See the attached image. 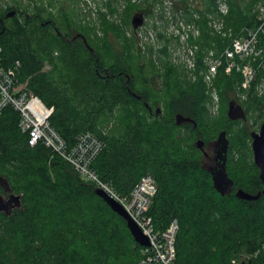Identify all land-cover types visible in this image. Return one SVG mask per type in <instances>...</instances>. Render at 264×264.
<instances>
[{
    "label": "trees",
    "instance_id": "1",
    "mask_svg": "<svg viewBox=\"0 0 264 264\" xmlns=\"http://www.w3.org/2000/svg\"><path fill=\"white\" fill-rule=\"evenodd\" d=\"M228 1L230 13L226 20L232 28L237 30L256 24L251 17V11L258 0ZM181 2L185 6L182 11L186 12L185 16L189 21L193 18L188 11L192 3ZM214 3L215 0H206L204 5L203 2L200 3L204 10H201L199 24L206 46L208 41L212 43L215 39L210 35L209 13L206 12L214 8ZM17 4L19 3L14 2L6 7L0 5V46L3 49L0 55L1 65L11 67L17 61L20 62L18 85H25L28 92L39 97L50 109L49 122L69 148L85 132L93 133L104 142V150L93 163V169L104 181L111 183L119 194L130 195L144 176L151 175L155 178L158 192L153 198L149 216L158 232L166 231L174 220L178 221L176 264H232L233 259L240 258L243 254L250 255L264 244V195L257 201L240 200L234 195V191L229 196H222L215 190L211 174L202 169L201 164L197 174V170H193L188 163H180L175 157H171L169 149L158 156L150 148L139 147L129 141V138L109 136L105 132L106 128L102 126L104 120L101 118L114 111L117 104L125 107L132 103L151 112L149 101L151 98L154 101L160 98L151 97L149 86L144 82L139 84L142 92L135 88V78L124 72L125 70L101 67V60L94 48L91 52L81 38L72 40L81 34L78 30L70 39L59 31L62 23L59 22V15L48 16L46 21L43 19L48 12L44 3L40 5V2L33 0L30 10H22ZM11 11H16L24 19L19 29L12 27V20L17 14L7 17ZM138 11L147 14L146 10ZM38 21L42 29L49 25L54 26L56 40L66 45L61 50L53 43L60 54L64 53L66 47L71 46L75 47L74 50L89 53L93 61V77L103 84L96 93L97 99L90 93H85V100L88 101H84L70 80L64 79L54 70L45 69L47 55L32 46L22 32L24 27H30ZM104 27L106 33L110 34L112 29L108 24ZM89 46L92 48L90 44ZM165 65V76L169 81L166 82V87L171 92L169 84L173 80L180 82L182 72L173 65ZM221 79L232 83L239 81V76L226 77L220 73L218 84ZM117 83L118 90L111 93L109 98L108 92ZM194 85L195 95L183 90L182 86L176 90L179 97L182 94L193 96L190 103L173 98L167 109H176L177 112L193 118L197 123L196 129L192 124L182 126L189 125L198 131L199 119L204 115L201 113L206 110L207 97L203 83L199 81ZM131 92L137 97H133ZM168 92L169 90L167 94ZM246 105L248 107L244 110L245 113L251 109L261 116L264 115V96L261 99L250 97ZM19 121V114L12 107H8L0 116V177L6 178L12 192L22 197V207L15 209L11 217L0 212V229L3 232L0 236V264L20 263L17 259L24 252L32 256L27 264H77L80 254L72 246L73 241L88 243L94 249L95 264H124L123 257L117 255L120 247L129 238L135 241L126 221L96 194L97 187L94 184L82 181L81 176L65 159L43 144L31 147L28 134L21 131ZM176 126L178 127L177 124ZM229 154L230 147L228 156ZM259 184L264 186L260 179V170ZM241 189L252 194L261 191H257V187L252 185ZM1 191L3 189L0 185V193ZM84 199L93 203L95 217L91 215L85 219L75 218L78 203L83 204L80 205L82 211L88 209L84 202H80ZM42 217L65 218V239L54 238L61 231L59 227L53 229L49 225L52 235H45V240L41 241L38 226ZM19 243L25 244L21 246ZM136 244L140 253L137 264H140L143 247L137 242Z\"/></svg>",
    "mask_w": 264,
    "mask_h": 264
},
{
    "label": "rangeland",
    "instance_id": "2",
    "mask_svg": "<svg viewBox=\"0 0 264 264\" xmlns=\"http://www.w3.org/2000/svg\"><path fill=\"white\" fill-rule=\"evenodd\" d=\"M32 1L33 0H0V5L6 7L8 5H13L14 2H18L19 4L17 5H19L20 9L30 10ZM34 1L40 2V5L44 3L45 9L48 11L43 18L45 21L48 20V16L55 17L59 15V22H62L59 31L62 35L71 39L77 32L76 30L83 34L101 60V67L109 70L112 67L125 70L124 72H127L128 75L135 78V88L142 92L139 84L144 82L149 86V95L151 97L155 96L160 98L158 100L156 98V101L151 98L149 101L151 112L141 108V106H135L132 103L125 107L120 103L117 104L114 111L108 112V115H104V117L101 118L104 120L105 124L102 126L106 128L105 132L109 136L129 138V141L135 143L137 146L148 147L152 152L157 153L158 156L165 154L166 149H169L171 157H175L180 163H188L193 170H197L198 174V166L201 164L202 153L194 146V143L198 140L199 133L205 142H210L217 139L222 131H226L230 142L228 172L230 177L235 181V187L241 189L244 188V186L252 185L257 187V191L264 189V186L259 184V170L254 162L252 150L253 140L251 137V133L260 132L261 126L264 123V115L261 116L251 109L245 113V120L231 121L227 115L231 100H237L239 105H244V110L248 107L246 103L250 96L246 100L243 98L240 100L237 96L240 95L238 94L240 90L239 87L243 89L239 81L231 83L221 79V83L218 84L219 78L217 79L216 91L218 110L216 112L211 110L213 105L211 93L208 94L205 91L207 97V102L205 103L206 110L201 113L204 115L199 119L198 131L192 129L189 125L177 127L175 124V117L177 114L181 113L177 112L176 109H167V105L170 104L169 102L173 100V98L177 100L180 99L185 103H190L192 99H194L193 96L188 95V98L187 95L184 94L179 97L176 90H178L180 86H182L183 90L192 92L193 95L196 94L193 86H195L194 84L197 82H193L189 79V73L184 67L177 66V69L182 72L181 80L180 82H176L175 80L171 81L169 84L171 92L170 89L166 87V82L169 81L165 76V64L173 65L175 60L174 51H178L179 43H181L177 36L179 30L184 27L182 23H185L184 20L180 18L181 12L185 14L183 11H179L185 7L182 5L181 1L192 3L193 0ZM198 1L203 2V5L206 2V0ZM258 2H260V0L252 7L251 17H253V22L256 21L255 8ZM213 6L214 8L212 10L209 12L206 11L209 13L210 18L213 12L217 13V0H215ZM202 9L204 10V6H202ZM138 10H146L147 16L144 14L145 22L143 27L135 30L132 26V19L135 13L140 12ZM188 11L190 12V10ZM228 15H219L222 21L221 23L225 24L224 27L227 29L232 28L226 20ZM214 19L217 20L218 17L216 16ZM23 20V17L17 14L15 19L12 20V27L15 28L16 26V28H18L21 26L20 24ZM106 24L112 29L110 34L106 33V28L104 27ZM216 24H218L216 21H212L211 27L218 35L215 29ZM253 26H255V24ZM24 28L22 32L23 35L29 39L28 42L47 55L45 59V69L54 70L55 73L58 75L60 74L64 79L70 80L76 87L75 91H77V93L79 92V96L84 101H88L85 100V93H90L97 99L96 93L101 90L103 84L93 77L95 75L93 61L89 57L88 52L79 49L74 50L75 47L71 46V48L66 47L64 53L60 54L61 52L58 50H62L66 45L59 43L58 39L56 40L57 36L53 25L43 27V29L45 28V30H43L38 21L33 23L32 26ZM234 30L236 31V29ZM210 35L214 36L215 39L212 43L208 41V46L214 45L221 40L212 32H210ZM221 41H223V39ZM200 42L201 49L199 55L203 57L209 49L205 45L206 43L203 39ZM53 43L59 49H56ZM154 43L160 46L155 48L153 46ZM142 44L144 47H142ZM78 46L81 47V45ZM185 47L187 48L188 46ZM139 53H141V55ZM162 62H165V64ZM233 75L237 76L236 73H233ZM23 86L25 87V85ZM118 86L119 83L116 84V87H114L111 92H108L109 98H111V93L113 94L116 89L118 90ZM167 90L172 94L169 92L167 94ZM258 94L264 96L262 93L258 92ZM129 102L131 101L129 100ZM123 103H125V101ZM130 106H133L134 109ZM158 109L160 110L159 114L156 113ZM201 177L204 179L203 174H201ZM82 181L85 182L83 178ZM1 193L3 192L1 191ZM80 202H84L85 208L88 209L82 211L80 205L83 204L78 203V211L75 212V218L80 217L85 219L90 218L91 215L94 217L96 216V211H93V203H91L89 199H84ZM49 225L53 229L59 227L58 229L61 231L60 235L54 236V238L65 239V218L42 217L41 220H39L38 226L41 241L45 240V235H48V237L52 235ZM2 235L3 232H1L0 229V236ZM23 244L25 243H19L18 245L22 246ZM136 245V242L129 238L125 244L120 247L121 249L117 255L123 257L124 264H137L140 260V253ZM72 246H75L79 250L80 256L78 257L77 264H95L94 249H92L88 243H74L73 241ZM248 256L249 254H243L240 258L235 259L246 261V259H242V257L246 258ZM31 258V255L24 252L22 256L17 259L21 261L17 264H27Z\"/></svg>",
    "mask_w": 264,
    "mask_h": 264
},
{
    "label": "built area",
    "instance_id": "3",
    "mask_svg": "<svg viewBox=\"0 0 264 264\" xmlns=\"http://www.w3.org/2000/svg\"><path fill=\"white\" fill-rule=\"evenodd\" d=\"M200 3L201 1L193 0L189 14L193 18L189 21L185 16L186 12L184 10L185 14L181 12L180 18L185 23H182L184 27L177 35L181 43L178 42V51H174L173 65L184 67L193 82L199 80L203 83L206 92L211 93L213 98L211 110L216 112L218 110L216 81L220 73L226 77L236 73L240 77L239 83L243 89L239 87L238 94L241 99L246 100L254 90L264 92V0H260L255 8V26H243L236 31L224 27L225 24L221 23L219 17L229 14L228 0H217V13L211 14V18L208 16V27L210 32L217 35L211 27L212 21H216L217 37L223 41L219 39L220 41L214 45L207 46L209 50L203 57L199 55L202 40L199 24L202 10ZM216 16L217 20L214 19ZM153 46L156 48L160 45L154 43ZM2 51L0 46V55ZM20 67L18 61L11 67H3L0 62V116L8 107H12L19 114V127L23 133L28 134V143L31 147L43 144L65 159L86 182L94 184L97 189L123 206L150 241L149 247H143V259L140 264H176L178 221L174 220L166 231L158 232L148 213L158 192L155 178L151 175L144 176L130 195L119 194L111 183L104 181L93 169V163L104 150V142L93 133L85 132L79 135L76 143L69 148L49 122L50 109L23 85H18L17 73ZM242 259L246 261L234 259L232 264H264V244Z\"/></svg>",
    "mask_w": 264,
    "mask_h": 264
},
{
    "label": "water",
    "instance_id": "4",
    "mask_svg": "<svg viewBox=\"0 0 264 264\" xmlns=\"http://www.w3.org/2000/svg\"><path fill=\"white\" fill-rule=\"evenodd\" d=\"M17 14L16 11H11L7 14L8 18H11ZM145 22V15L143 13H135L132 19V26L135 30L142 27ZM77 38H82L84 43L87 45L89 50L93 52L87 42L85 36L79 34L73 37L72 40ZM130 77H128V81ZM133 97H137L135 93L131 92ZM139 98V97H138ZM148 106V105H147ZM157 114L160 113L158 109ZM228 118L232 121L245 120L246 114L241 105L235 101L229 103V108L227 111ZM175 122L178 126L185 124H192L194 128H197L196 121L183 114H177L175 117ZM252 137V150L254 154L255 165L260 170V179L264 185V125L262 126L259 133L253 132ZM194 146L201 151V167L205 171L211 174L213 186L215 190L222 196H229L235 190V195L240 200L245 201H257L264 195V189H262L257 194L249 193L243 189H235L234 181L229 177L227 172V161H228V151L230 147V142L227 137V132L222 131L217 139L206 143L201 134L198 140L194 143ZM0 185L4 193H0V212L4 213L6 216L11 217L15 209H20L22 207V197L21 195H16L12 192L9 181L0 177ZM96 194L107 203V205L119 216H121L127 223V227L130 230L133 238L141 247H149L150 241L147 236H145L138 225L132 220V218L125 211L123 206L110 198L105 192L100 189H96ZM245 264V263H242Z\"/></svg>",
    "mask_w": 264,
    "mask_h": 264
},
{
    "label": "flooded vegetation",
    "instance_id": "5",
    "mask_svg": "<svg viewBox=\"0 0 264 264\" xmlns=\"http://www.w3.org/2000/svg\"><path fill=\"white\" fill-rule=\"evenodd\" d=\"M81 35H82V34H81ZM81 39H82V38H81ZM85 45H86V44H85ZM139 54L141 55V53H139ZM173 66L177 68V66H175V65H173ZM197 82H198V81H197ZM200 82H201V81H200ZM201 83H202V82H201ZM262 94H264V92H263ZM237 96H238V97L240 98V100H241V97H240L239 95H237ZM249 96H250L251 98H256V99L258 98V99H261V96H262V95H259L258 92L254 90V91L251 92V94L248 95V97H249ZM248 97H247V98H248ZM250 97H249V98H250ZM262 97H263V96H262ZM248 100H249V99H248ZM235 102H237V101H235ZM237 103H238V102H237ZM238 104H239V103H238ZM243 109H244V108H243ZM263 125H264V124H262V126H263ZM262 126H261V128H262ZM199 136H200V135H199ZM212 141H213V140H212ZM206 143H208V142H206ZM235 189H237V188L235 187ZM234 192H235V190H234ZM3 193H4V192H3Z\"/></svg>",
    "mask_w": 264,
    "mask_h": 264
}]
</instances>
